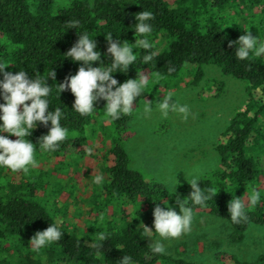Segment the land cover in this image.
<instances>
[{
    "label": "trees",
    "instance_id": "obj_1",
    "mask_svg": "<svg viewBox=\"0 0 264 264\" xmlns=\"http://www.w3.org/2000/svg\"><path fill=\"white\" fill-rule=\"evenodd\" d=\"M248 1L253 6L264 4V0ZM231 2L65 0L59 3L58 0H0V59L13 63L6 70H27L32 77L36 72L42 78H47L53 69L56 72L55 80H48L53 86L50 110L61 107L65 111L66 118L62 124L69 132L68 140L57 151L50 152L56 156L77 147L82 148L78 149L80 154H85L84 145L88 146L90 142L85 133L95 123L96 116L101 114L106 103L100 101L96 105L98 111L95 115L82 117L72 109L74 94L68 90L59 96L56 91L57 85L77 74L81 66L79 62L64 58V54L78 40L77 29L63 32L64 23L70 18L79 19L80 31L88 32L91 38L96 39L98 50L102 53L101 59L107 65L112 58L103 55L108 47L106 34H112L113 39L134 43L135 14L144 10L154 14L151 39L162 49L156 67L152 69L137 61L127 73L114 74L120 84L138 78V72L143 71L144 74L152 72V78L158 79L165 87H171L170 78L179 77L187 65L195 66V83L203 79L207 65H215L224 75L246 82L249 98L246 108L236 113L217 147L220 167L205 174L204 180L198 182L201 188L211 186L217 190L214 199L208 202L210 213L228 221L233 228L231 242L241 243L251 226H264V186L260 185L263 169L261 161L250 152L259 123L264 118V57L251 53L246 61L236 59L235 45L229 47V41H237L245 33V28L253 36L257 35L247 27L245 18L228 13L227 6ZM260 15L258 21L263 26L264 13ZM261 30L264 32V28ZM138 51L143 54V50H133L134 54ZM94 66H100V62ZM169 66H175V72L169 73ZM152 92L153 88L148 84L144 89V98ZM138 104L139 98L134 102V109ZM135 112L117 121L109 117L113 127L110 134L105 131L107 138L112 139L106 162L108 179L101 188L92 217L86 221L83 229H72L63 222L61 230L65 235L61 241L39 251L28 247L31 237L37 231L46 230L57 217L43 202L39 183L35 180L23 178L19 183H0V264H117L124 255L132 256L135 264H193L168 255H152L147 248L149 238L141 239L136 231L141 221L144 223L145 212L157 204H163V200L179 207L176 196L186 198L192 189L184 181L179 184L175 194H169L165 185L148 180L140 170L132 167L125 142L129 122ZM48 130L41 125L29 137L37 144L36 151H41L39 139ZM257 186L261 189L262 198L249 209L248 222L233 224L228 212L229 202ZM145 225L155 230L154 220ZM102 231L110 233L111 238L103 245L105 255L97 258L93 244L98 242L97 236ZM116 245H123V251L117 249ZM225 262L248 264L229 254ZM253 264H264V254Z\"/></svg>",
    "mask_w": 264,
    "mask_h": 264
},
{
    "label": "rangeland",
    "instance_id": "obj_2",
    "mask_svg": "<svg viewBox=\"0 0 264 264\" xmlns=\"http://www.w3.org/2000/svg\"><path fill=\"white\" fill-rule=\"evenodd\" d=\"M63 1L58 0L59 3ZM227 11L230 15L245 18L247 27L257 37L264 38L261 30L264 25L258 21L262 16L260 14L264 13V4L253 6L248 0H232ZM194 71V65H187L179 77L170 78L171 87H165L158 79L151 78L148 84L152 86L153 92L146 98L149 101L156 99L157 91L161 89L175 91L177 98L191 107L193 116L188 121L174 117L166 120L145 119L141 103L139 108V104L136 106L135 115L128 126L125 148L132 167L140 170L148 180L162 183L170 192H174L171 176L180 168L198 169L203 172V176L219 169L217 147L236 113L245 109L249 100L246 82L224 75L219 67H204V77L198 83L194 82ZM163 95L161 91V98ZM96 118L87 131L90 138L88 146L93 148L92 155L86 152L80 154L78 149L81 147L69 149L61 156L36 151L38 168H30L27 173H12L0 168V183H19L23 178L35 180L39 183L42 200L50 212L72 229H83L86 221L92 217L93 207L98 202L103 186L91 183L94 169L103 173L106 181L108 179L106 162L112 139L107 138L105 131L110 134L113 125L103 111ZM258 128L250 152L261 161L263 175L260 185L264 186V118ZM9 138L17 139L15 136ZM177 179L179 184L187 181L186 174L179 171ZM169 204L180 212L178 206ZM155 207L144 213V224L154 220ZM232 231L228 221L213 216L209 209L198 210L189 234L165 241L166 255L193 264H226L225 257L229 254L253 264L264 254V226H251L241 243L231 242Z\"/></svg>",
    "mask_w": 264,
    "mask_h": 264
},
{
    "label": "clouds",
    "instance_id": "obj_3",
    "mask_svg": "<svg viewBox=\"0 0 264 264\" xmlns=\"http://www.w3.org/2000/svg\"><path fill=\"white\" fill-rule=\"evenodd\" d=\"M134 19L137 21L133 26L134 43H126L118 38L113 39L112 34H106L108 47L103 55L112 58V62L107 65L101 59L102 53L98 50L96 39L91 38L88 32L80 31L81 21L70 18L65 22L63 32L68 29H77L78 40L64 54V58L79 62L81 66L77 74L67 77L63 83L57 85V93L60 96L63 92L70 90L75 96L72 109L82 117L95 115L98 111L96 105L100 101H106L103 113L107 114L112 121L133 114L141 103L143 105L142 116L145 119L166 120L174 117L181 121H188L193 116L191 107L177 98L175 91L161 89L157 91L156 99L149 101L144 98V89L152 78V72L148 74H144L143 71L138 72V78L128 79L122 84L114 78L117 72L127 73L129 67L137 61L153 69L156 67L157 58L161 56L162 49L156 41L151 39L153 32L151 22L155 19L154 14L144 10L135 14ZM244 30L245 33L237 41H229V47L235 45L236 59L246 61L251 53H254L256 57H264V39L260 36H253L247 28ZM134 49L143 50V54L139 51L134 54ZM96 62H100V66H94ZM10 65L13 63L0 59V76H2L0 100L3 101L0 102V121H2L0 123V168H6L12 173H27L30 168L39 167V162L35 158L37 144L29 139L35 129L41 125L49 129L47 134L40 137L38 144L40 150L46 153L57 151L68 140L69 132L62 124L66 118L65 111L61 107H55L54 111L50 110L53 86L48 83V80L49 78L55 80L54 69L47 78H42L38 72L32 77L27 70L20 69L18 72L6 70ZM175 70V66L168 68L169 73ZM161 91L164 93L162 98ZM138 98L139 106L134 109V102ZM11 136L17 139L12 140L9 138ZM84 148L88 155L93 154L92 147L84 145ZM181 170L186 174L192 191L188 197L183 199L176 196L180 212L178 213L167 200H163L164 206L157 204L154 209L155 230L153 231L152 227L145 225L142 221L136 229L141 239L150 238L151 243L147 248L152 255H166L165 241L189 234L192 231L197 211L209 209L208 202L213 200L218 193L211 186L200 187L198 182L204 180L203 172L198 169L180 168L171 176L170 182L174 186V193L169 192V194H175L179 184L177 173ZM105 181L106 176L94 169L91 183L103 185ZM261 198L259 186L247 189L242 196L233 197L228 204L231 222L236 225L247 223L249 209L255 207ZM62 225L63 220L57 218L46 230L37 231L31 237L28 247L33 251H39L61 241L65 235L61 230ZM110 238L111 234L103 231L97 236L98 242L93 244L97 258L105 255L102 248L105 241ZM116 248L123 251V245H116ZM117 264H135V262L132 256L124 255L117 261Z\"/></svg>",
    "mask_w": 264,
    "mask_h": 264
}]
</instances>
